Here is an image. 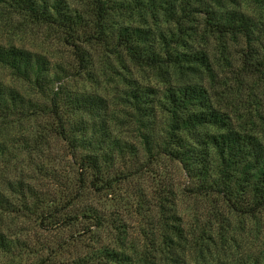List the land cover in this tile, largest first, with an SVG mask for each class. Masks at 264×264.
<instances>
[{
  "label": "rangeland",
  "instance_id": "obj_1",
  "mask_svg": "<svg viewBox=\"0 0 264 264\" xmlns=\"http://www.w3.org/2000/svg\"><path fill=\"white\" fill-rule=\"evenodd\" d=\"M64 1L81 10L90 5L89 0ZM116 2L119 10H109L112 22L122 19L148 27L150 36L168 22L157 5L146 9L136 7L134 0H109L110 8ZM221 2L249 17V43L264 55V0ZM91 13L83 12L86 18ZM202 17L194 13L182 23L191 26L189 43L207 52L211 79L205 71L183 76L135 62L110 38L102 44L75 40L86 59L79 61L57 25L0 2V43L43 54L48 72L59 77L55 85L97 93L105 113L104 140L95 144L104 156L100 174L94 175L79 163L78 155L96 149L72 148L56 133V119L47 111L49 93L31 90L0 64V82L18 87L41 108H25L24 115L0 110V189L17 202L4 183L19 178L33 186L37 198L32 209L0 210V230L10 239L8 247L0 248V264H125L97 258L95 252L103 245L128 253L126 264H165V255L157 249L167 244L157 240L159 233L172 230L167 223L180 225L183 236L176 250L186 261L264 264V205L250 209L240 195L233 206L216 191H200L198 180L178 160L158 148H145L140 136L144 129L136 120L140 112L125 98L130 82L158 89L166 78H190L208 87L211 99L234 122L248 121L255 128V112L264 113V80L239 69L244 38L239 35L221 44L204 29ZM89 29L94 30L92 25ZM63 111L68 120L80 119L82 126L90 127L92 115ZM163 122L164 115L157 111L154 131L159 132ZM92 129L98 135L96 123Z\"/></svg>",
  "mask_w": 264,
  "mask_h": 264
},
{
  "label": "trees",
  "instance_id": "obj_2",
  "mask_svg": "<svg viewBox=\"0 0 264 264\" xmlns=\"http://www.w3.org/2000/svg\"><path fill=\"white\" fill-rule=\"evenodd\" d=\"M0 2L9 6L12 11L57 25L65 40L68 38L73 45L79 61L85 62L86 59L75 40H95L102 44L110 38L116 45L123 47L135 62H141L162 72L173 69L183 73V76L205 71L211 79V60L207 52L194 48L189 43L188 40L193 36V33L188 32L191 26L182 23L184 19L188 20L191 16L193 18L194 13L202 14L204 29L221 44L239 35L244 38L245 50L240 58L239 69L247 75L261 76L264 80V55L259 54L249 43L252 25L249 17L240 10L225 7L221 0H134L138 8L147 9L150 5H157L166 16L167 24L160 28L155 36H150L148 27L132 25L122 19L113 22L109 20V10H119L120 6L116 2L110 8L109 0H89V7L87 4L82 10L92 11L91 18H86L83 14L85 11L80 7H71L64 0ZM91 25L93 31L89 29ZM220 50L223 52V49ZM0 64L6 66L17 79L28 84L31 90L49 93L47 111H51L56 119V133L72 148L81 147L87 151L96 149V153L85 151L78 155V160L94 175L100 174L104 151L95 144L104 140L103 98L97 93L55 85L59 77L48 72L45 56L18 45L0 43ZM163 81L164 85L158 89L130 82L124 93L125 98L140 112L136 120L144 129L140 136L145 148H158L178 160L186 172L198 180L196 186L200 187V191H216L225 196L226 200H231L233 206L238 204L237 199L241 195L250 209L262 207L264 113L255 112V128L248 121L247 125L239 124L233 121L220 103L211 99L208 87L200 81L190 78H166ZM262 89L263 92L264 85ZM37 104L39 103L31 101L30 96L18 87L0 82V110L10 109L15 114L24 115L25 108L40 110ZM63 110L70 114L79 111L92 115L90 127L82 126L80 119L70 121L63 117ZM157 111L164 115L163 126L159 132L154 131L152 127ZM95 123L98 135L92 133ZM4 187L17 195L18 201H14L0 189V210L19 211L33 208L37 198L32 185L17 178L14 181H5ZM26 198L32 199L27 201ZM88 211L90 212L89 209L86 210ZM167 224L172 230L159 233L157 240V244H167L166 249L164 246L157 249L165 255L162 258L165 264H222L196 263L181 258L176 250L183 236L180 225ZM9 241L0 230V248L8 247ZM95 254L99 259L114 263H121L123 260L126 264L130 258L121 248L105 245L98 247Z\"/></svg>",
  "mask_w": 264,
  "mask_h": 264
}]
</instances>
